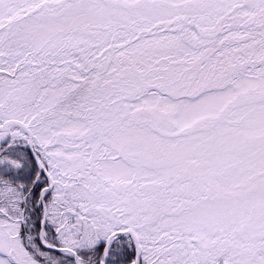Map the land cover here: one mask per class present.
<instances>
[{"label": "snow or ice", "instance_id": "6c2138e0", "mask_svg": "<svg viewBox=\"0 0 264 264\" xmlns=\"http://www.w3.org/2000/svg\"><path fill=\"white\" fill-rule=\"evenodd\" d=\"M0 264H264V0H0Z\"/></svg>", "mask_w": 264, "mask_h": 264}]
</instances>
